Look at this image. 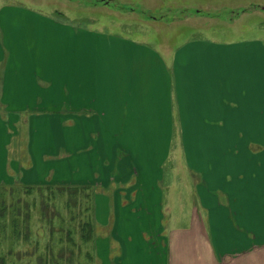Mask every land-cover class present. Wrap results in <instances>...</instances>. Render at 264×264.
Instances as JSON below:
<instances>
[{
  "label": "crops",
  "instance_id": "1",
  "mask_svg": "<svg viewBox=\"0 0 264 264\" xmlns=\"http://www.w3.org/2000/svg\"><path fill=\"white\" fill-rule=\"evenodd\" d=\"M155 1L148 10L168 4ZM45 20L56 23L0 8V186L20 169L25 184L82 193L93 264L142 246L153 264H264V42L197 35L161 46L58 23L70 40L57 53ZM175 126L184 153L173 157L211 183L159 184ZM199 139L217 151L208 164L190 153Z\"/></svg>",
  "mask_w": 264,
  "mask_h": 264
},
{
  "label": "rangeland",
  "instance_id": "2",
  "mask_svg": "<svg viewBox=\"0 0 264 264\" xmlns=\"http://www.w3.org/2000/svg\"><path fill=\"white\" fill-rule=\"evenodd\" d=\"M186 1H188L189 7H186L187 16L183 17L181 13H183V9L187 3ZM152 3L156 4V1L153 0ZM168 4L166 1H163L156 9L148 10L150 6H145L144 0H0V8L4 5H9L18 9H32L33 12L46 14L56 22L52 24L51 20H45L42 24V27L47 32H56L54 33L55 36L46 45L48 46L47 50L50 52H57L58 48L70 40L69 35H65L64 32L62 33L58 23L72 25L83 30H95L102 36H106L110 31L124 33L142 40L158 43L161 46L164 44H174L182 38L197 35L209 36L214 39H219L224 43L254 40L256 37L264 42V0H168ZM199 14L204 15L201 16ZM154 17L156 23L153 20ZM3 21L9 27L14 23L10 18L3 19ZM20 28L24 30L28 27L21 25ZM54 56L56 57V54ZM36 82L41 87L47 85V83L41 80H37ZM21 118L22 121L23 117L21 116ZM227 132L229 136L227 138L225 152L231 154L229 153V148L233 144L235 132L230 129ZM176 134L177 138L175 139ZM199 140L200 143L190 153H195L196 156L204 159L205 161H202L201 164L204 162L208 164L217 155V151L202 139ZM176 142L178 145L175 144ZM179 147V154H183L184 150L180 144L179 129L175 126L172 129L169 156L163 166V173L159 184L163 187L182 184L196 187V185L202 183V179H206L207 182L211 183L208 176L202 177L200 176V172L189 171L186 161L181 156L179 159L173 157L174 150ZM259 147L253 145L249 146V149L255 152L260 149ZM23 160L25 159H22L19 166L27 162ZM14 171L12 172L13 177L7 178L12 182L5 183V186L7 185L6 188L10 186L14 187L13 193L9 196L8 191H6L3 196L8 202L21 200V203L26 202L29 205V213L31 214V239H34L36 236L41 239L40 251L44 249L45 241L43 239L45 236L40 237L37 234V232L40 233V230H42L39 204L45 202L50 207L54 204L56 210L62 213V217L65 220H69L68 212L77 215L78 211L82 212L81 210L87 207L88 202L82 198L84 196L82 193L76 194V196H72L69 200L76 201L78 204L75 208L69 209L66 207V201L69 197L66 195V192L58 195L55 193L56 195L53 194V198L49 191L44 189L46 187H42L43 191L37 192V186L42 185L25 184L21 176L23 171L19 169L18 174ZM206 173L210 175L208 172ZM222 176L228 180L232 176H235V173L234 171L233 173H226V169L223 168ZM10 183H13V185H9ZM82 192L84 194L86 193L85 191ZM87 211L90 214V209ZM83 214L80 213L82 218ZM47 228L45 227L44 229ZM11 232L12 229L7 226L6 232L3 233L11 237L14 235L10 234ZM10 240V238L3 239L2 233L0 232V257L4 258V264H36V254L38 253L28 254V256L23 254L26 250H28L27 253H32L34 241L30 240L28 243H18L12 246V254L6 255L11 249L9 244ZM52 246L54 248L53 250H57L58 244L56 242ZM114 249L115 247H113V252H115ZM147 249L146 247L144 249L143 246L140 248V252L138 249H133L134 252L132 254H128L126 258L118 259L116 263L153 264L154 259L148 257L145 252ZM18 251L23 252V255L22 259L16 261L14 255ZM78 260H80L79 262L81 264H93L92 259L91 262H88L83 257L81 259L79 257L74 259V261Z\"/></svg>",
  "mask_w": 264,
  "mask_h": 264
},
{
  "label": "trees",
  "instance_id": "3",
  "mask_svg": "<svg viewBox=\"0 0 264 264\" xmlns=\"http://www.w3.org/2000/svg\"><path fill=\"white\" fill-rule=\"evenodd\" d=\"M42 187H46L44 189L49 191L52 198L53 194L56 195L55 193L58 195L66 192V195L69 196L66 201V207L69 209L75 208L78 204L76 201L69 200L72 196L80 194V192H77V189L73 187L45 184L37 186L36 191H43ZM13 190V186H10L9 188H6V186H0V232L2 233L3 239H11L9 243L11 249L6 255L12 254V246L18 243H28L31 240L34 241L32 253H27L28 250H26L25 253L18 251L14 255L16 261L22 259L23 254L28 256V254L32 255L38 253L36 254V264H81L79 262L80 260L74 261L77 257H79V259L83 257L88 260V262H91V255L88 251L86 252L84 250L92 241L94 234V226L89 211H87L89 209L88 206L86 208L84 207L81 210L82 212L78 211V217L77 215L68 212L69 220H65L64 217H62V213L56 210L54 204L50 207L45 202L40 203L39 210L42 230H40V233L37 232V234L40 237L44 235L45 237L43 240L45 242L44 249L39 251L41 239L38 238V236L31 239V214L29 213V205L26 202L21 203V200L8 202L3 196L6 191H8L9 196H11L10 194L13 193ZM80 213H84L83 218ZM7 226L12 229L10 234H14L11 237H8L6 233H3L6 232ZM45 227L48 228L44 229ZM55 242L58 244L57 250H53L54 248L52 244ZM64 244L66 245L64 246ZM0 264H4L3 257H0Z\"/></svg>",
  "mask_w": 264,
  "mask_h": 264
}]
</instances>
